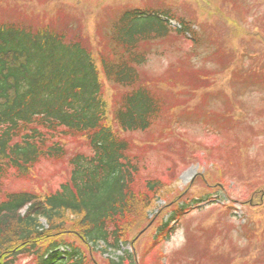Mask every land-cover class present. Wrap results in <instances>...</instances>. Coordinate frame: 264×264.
Wrapping results in <instances>:
<instances>
[{"label":"trees","instance_id":"trees-1","mask_svg":"<svg viewBox=\"0 0 264 264\" xmlns=\"http://www.w3.org/2000/svg\"><path fill=\"white\" fill-rule=\"evenodd\" d=\"M148 14L128 13L113 24L117 47L101 55V69L91 41L72 22L54 31L26 22L0 26V264H99L97 256L134 264L127 251L105 256L122 252L171 195L160 182L141 183L139 157L122 135L150 131L164 109L134 66L148 49L134 45L138 39L151 43L172 29L162 14ZM187 66H175L178 76L191 72ZM42 126L57 141L87 136L93 154L73 161L58 191L12 193L7 180L25 178L37 145L49 144Z\"/></svg>","mask_w":264,"mask_h":264},{"label":"rangeland","instance_id":"rangeland-1","mask_svg":"<svg viewBox=\"0 0 264 264\" xmlns=\"http://www.w3.org/2000/svg\"><path fill=\"white\" fill-rule=\"evenodd\" d=\"M23 1L27 0H0V6L6 10L8 6L12 9L16 3L20 6L24 4V10L30 7L33 12L34 9L37 11L47 10L50 6L56 5L58 11H61L59 17L61 16L62 19L66 11H70V13L67 12L69 16L64 17L66 25L72 22L80 29L88 22L89 28L94 31L99 17L102 16L101 19H103L111 13L117 14L123 8L121 2L129 0H114L117 4L113 12L111 11V0H29L28 3H23ZM177 1L157 0V4L172 5L176 10H181L177 6ZM180 1L185 6H191L196 19H200L205 24L218 25L216 31L219 44L228 53L236 57L241 48L246 47L249 42H253L254 46L252 47L263 54L260 60H264V37L260 35L262 41L259 38L253 41L252 30L249 31L252 29L251 24L248 29V26L240 19L241 13L234 12V5L226 3L225 0ZM245 1L247 2L245 9L250 15L249 22L255 24L257 22L254 20L255 15H260L264 24V0ZM92 9H96L94 16L90 15ZM22 16L25 21H28L24 15ZM1 17L3 19L11 18L4 11H2ZM79 18L82 19V26H80ZM202 44L205 51L206 48L211 49L214 46L209 34L203 39ZM187 47L188 44L184 46L183 54L178 53L184 61L186 58L190 59L187 55ZM154 60L153 68L158 72H162L169 63L167 58ZM201 61L204 62L205 58L202 57ZM185 63L189 65L188 61ZM206 70V68L204 70L202 68L200 72ZM219 70L213 67L210 72ZM166 73L176 77L171 70H165L162 74L157 73V75L160 74L164 77ZM222 76L220 74L212 78L213 84L216 85L209 91L210 93L224 89L232 94L230 87L226 88L225 84L229 75L226 74L224 78ZM244 76L255 81L253 75ZM186 78L187 76L180 77L188 85V91L181 95L183 100L188 98L189 86L192 85L189 80L187 83ZM153 79L157 80V76ZM258 85L264 89L263 84ZM248 91L243 92L242 100L234 101V115L246 116V121L242 125L235 129H228L226 132L222 130L221 135H213L203 132L202 128L196 125L187 127V123H185L186 127L182 129V135L192 144L188 145L185 150L182 145L176 142L167 143L165 151L162 150L163 153L161 152L162 154L156 157L151 166L150 176L162 179L169 184L166 191H172V196L168 200L178 196V192L182 193L200 174H205L207 179L209 178L211 186H207L208 183L200 180L194 191L207 193L211 187L220 191L205 196L209 202H205L206 205L201 208L209 207V209L187 213L188 218L185 222L177 224V228L172 231L171 236L154 245L149 251V247H151L149 241L155 236L157 222L160 221L159 216L154 226L148 229L149 232L139 244L141 253H136L137 264H156L159 254L162 255L160 260L164 258L163 264H166L168 258L169 264H264V205L259 206L260 208L255 206L261 199L264 202V135L257 137L258 132H264V101H262L261 93ZM226 102L220 101L210 107L217 109L218 113H224L230 110L229 103ZM171 130L175 135L180 134V128L175 123L171 125ZM248 138H252L253 141L247 146V151H242L240 148L247 144ZM217 162L224 166L228 173V178L223 180L224 185L222 186L218 183L217 175L221 177L222 174ZM169 168H171V172L168 174ZM39 173L40 177L35 180L15 181L10 179L6 185L9 190L35 189L43 192L48 186L54 187V189L59 188V185L67 180V174L61 166L54 167L47 164ZM192 189L193 186L189 190ZM159 205L163 206L164 202L160 201ZM227 208L229 213L226 212ZM168 211L165 210L161 217L169 219ZM207 229L208 234H206ZM124 249L129 250L130 245ZM97 260L99 264H106L101 257H98Z\"/></svg>","mask_w":264,"mask_h":264}]
</instances>
